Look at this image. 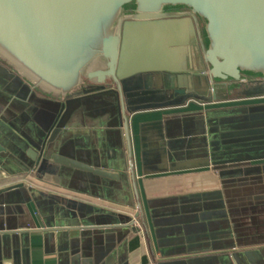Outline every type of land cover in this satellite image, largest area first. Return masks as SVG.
I'll list each match as a JSON object with an SVG mask.
<instances>
[{"label": "crops", "instance_id": "1", "mask_svg": "<svg viewBox=\"0 0 264 264\" xmlns=\"http://www.w3.org/2000/svg\"><path fill=\"white\" fill-rule=\"evenodd\" d=\"M232 95L128 112L130 155L108 99H87L62 153L119 179L37 174L25 172L26 139H39L51 99L0 67V264H264V147L231 156L215 131L264 95Z\"/></svg>", "mask_w": 264, "mask_h": 264}, {"label": "water", "instance_id": "2", "mask_svg": "<svg viewBox=\"0 0 264 264\" xmlns=\"http://www.w3.org/2000/svg\"><path fill=\"white\" fill-rule=\"evenodd\" d=\"M0 65L51 99L39 139H26L25 172L62 165L119 179L62 153L76 105L106 97L130 155V111L264 95V0H0ZM244 109L215 128L231 156L264 147V105Z\"/></svg>", "mask_w": 264, "mask_h": 264}, {"label": "built area", "instance_id": "3", "mask_svg": "<svg viewBox=\"0 0 264 264\" xmlns=\"http://www.w3.org/2000/svg\"><path fill=\"white\" fill-rule=\"evenodd\" d=\"M138 222H137V220H136V218L135 217H133V224H137Z\"/></svg>", "mask_w": 264, "mask_h": 264}]
</instances>
